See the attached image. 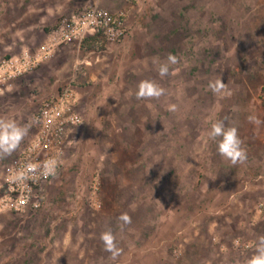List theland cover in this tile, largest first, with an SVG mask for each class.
Masks as SVG:
<instances>
[{"label":"rangeland","instance_id":"rangeland-1","mask_svg":"<svg viewBox=\"0 0 264 264\" xmlns=\"http://www.w3.org/2000/svg\"><path fill=\"white\" fill-rule=\"evenodd\" d=\"M89 7L126 12L125 41L45 54L62 21ZM25 53L34 62L0 90V117L30 125L0 159V199L39 109L70 82L83 124L70 129L43 206L0 208V264H245L264 235V0H0V65ZM169 53L179 62L161 79L152 60ZM217 75L230 94L208 88ZM143 79L167 95L129 98ZM218 120L238 128L244 164L217 154L208 133ZM108 227L123 250L115 262L100 240Z\"/></svg>","mask_w":264,"mask_h":264},{"label":"built area","instance_id":"built-area-1","mask_svg":"<svg viewBox=\"0 0 264 264\" xmlns=\"http://www.w3.org/2000/svg\"><path fill=\"white\" fill-rule=\"evenodd\" d=\"M131 4L140 0H121ZM127 14H114L108 10L89 7L62 21L55 31L51 43L44 48L50 55L54 47L78 44L98 38L100 44H121L129 34ZM34 62L32 56L25 53L21 59H10L0 65V90L6 83L27 72ZM76 94L73 82L62 87L61 91L46 99L39 109L35 121L38 126L36 137L18 154L6 172V189L0 199V208L15 213H24L29 209L39 210L45 202V189L59 173L70 129L83 124L82 116L76 111ZM56 162V175L43 176L45 162ZM28 163L40 165L35 173H27V178L16 179L19 171L25 170Z\"/></svg>","mask_w":264,"mask_h":264},{"label":"clouds","instance_id":"clouds-1","mask_svg":"<svg viewBox=\"0 0 264 264\" xmlns=\"http://www.w3.org/2000/svg\"><path fill=\"white\" fill-rule=\"evenodd\" d=\"M179 62L178 57L169 53L166 60L161 62L159 58H153L152 64L156 65V71L161 79L172 74L170 67ZM80 61H76L78 65ZM66 70V66L59 70L60 73ZM208 88L214 95L223 96L228 93V85L225 84L220 75L208 82ZM230 94V93H228ZM129 98L135 97L137 100H160L161 97L167 95V90L153 79L141 80L135 92L129 91L127 93ZM168 110L176 112L178 106L176 104H169ZM249 123L259 125L262 123L256 115H249L247 117ZM30 131L29 124H20L15 119L8 117H0V159L11 156L18 150L25 137ZM211 140L216 142L217 154L225 160H228L233 166L244 164L247 160V151L243 147V141L238 134L236 126H229L224 120H218L211 125L208 133ZM40 165L35 163H28L25 170L17 173L16 179L23 180L27 178V173H35L40 169ZM56 162L54 160L47 161L42 166V175L55 176ZM119 229L124 231L125 227L132 224V218L128 213H122L118 217ZM100 240L103 244L104 251L110 254L109 258L115 262L118 257L122 255V248L119 247L117 235L108 227L100 234ZM245 264H264V235L257 237L254 254L248 258Z\"/></svg>","mask_w":264,"mask_h":264},{"label":"trees","instance_id":"trees-1","mask_svg":"<svg viewBox=\"0 0 264 264\" xmlns=\"http://www.w3.org/2000/svg\"><path fill=\"white\" fill-rule=\"evenodd\" d=\"M91 42V43H90ZM90 42H87V43H90V44H94V45H97V44H99V39L98 38H92L91 40H90ZM86 44V43H85Z\"/></svg>","mask_w":264,"mask_h":264}]
</instances>
